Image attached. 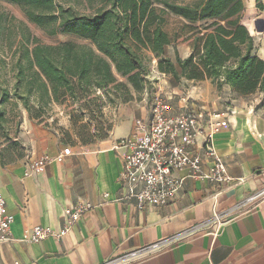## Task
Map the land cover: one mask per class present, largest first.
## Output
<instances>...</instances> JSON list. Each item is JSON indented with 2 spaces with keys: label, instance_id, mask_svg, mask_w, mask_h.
<instances>
[{
  "label": "crops",
  "instance_id": "0c3cea01",
  "mask_svg": "<svg viewBox=\"0 0 264 264\" xmlns=\"http://www.w3.org/2000/svg\"><path fill=\"white\" fill-rule=\"evenodd\" d=\"M190 52L188 46L183 58ZM258 54L264 59V39ZM205 82L198 81L188 95L174 100L172 112L227 113L229 126L214 134L213 144L228 174L242 182L216 186L180 170L176 175L181 185L163 206L138 209L131 201H115L122 194L118 177L124 152L115 144L132 132L138 120L150 118L153 92L114 106L108 136L87 145L56 134L26 115L12 141L0 145V192L14 215L12 239L0 244V264H102L232 208L229 222L216 235L208 234L210 229L200 231L136 264H264V198L236 208L264 187L261 95L240 96L229 85L214 92L212 84ZM67 147L71 154L61 163L53 161L44 171L25 175L32 160L55 157ZM85 200L92 208L72 223L65 210ZM36 226L56 233L68 230L39 242L23 240L25 231Z\"/></svg>",
  "mask_w": 264,
  "mask_h": 264
},
{
  "label": "trees",
  "instance_id": "16d2710c",
  "mask_svg": "<svg viewBox=\"0 0 264 264\" xmlns=\"http://www.w3.org/2000/svg\"><path fill=\"white\" fill-rule=\"evenodd\" d=\"M18 5L28 20L50 37L68 36L56 44L40 43L24 33L15 52L13 94L39 117L51 102L72 105L91 116L105 100L141 99L152 93L151 63L177 80L211 81L218 90L229 85L240 96L261 95L264 106V59L243 23L244 0H5ZM86 3L93 12L81 13ZM264 10V0H256ZM188 42L190 54L175 60L167 47ZM12 92L0 85V129ZM76 136L87 145L106 135L88 133L71 115ZM102 129V127H101Z\"/></svg>",
  "mask_w": 264,
  "mask_h": 264
},
{
  "label": "built area",
  "instance_id": "2783aa9c",
  "mask_svg": "<svg viewBox=\"0 0 264 264\" xmlns=\"http://www.w3.org/2000/svg\"><path fill=\"white\" fill-rule=\"evenodd\" d=\"M152 101L150 118L138 120L132 132L115 144L117 149H124L123 167L118 177L122 194L115 201H131L138 209L163 206L181 185L182 180L176 175L180 170H187L195 178L208 179L216 186L243 181L233 179L228 174L226 164L213 144L214 134L229 126L227 113L190 109L173 113L168 99L156 96ZM70 154L71 148L67 147L55 157L44 155L34 159L25 175L42 172L53 161L61 163ZM104 197L108 198L109 194L105 193ZM263 198L264 187L247 196L236 208H246ZM91 208L92 203L85 200L67 208L65 213L74 223ZM230 210L215 212L193 227L116 255L102 264H136L171 249L183 240L191 239L200 231L210 229L208 234L216 235L229 222ZM13 222L14 215L9 211L6 199L0 192V244L12 239ZM67 230L56 233L48 227L36 226L25 231L23 240L39 242L53 234L64 235ZM15 264L25 263L17 261Z\"/></svg>",
  "mask_w": 264,
  "mask_h": 264
},
{
  "label": "rangeland",
  "instance_id": "374dc122",
  "mask_svg": "<svg viewBox=\"0 0 264 264\" xmlns=\"http://www.w3.org/2000/svg\"><path fill=\"white\" fill-rule=\"evenodd\" d=\"M244 2L246 10L243 16V23L249 28L251 34L256 37V43L259 47L261 41L264 39V11L260 12L258 10L256 0H244ZM77 9L81 13L93 12L86 3L77 5ZM257 29L262 31H257ZM24 33L38 38L39 42L43 44H56L71 38L63 35L58 37L48 36L43 30L28 20L18 5L0 0V85L7 87L12 92L9 101L3 105L6 121L3 122L5 128L0 129V145L12 141L14 134L18 132V128L26 115L64 137L70 136L78 139L76 136L78 127L76 128L73 125L71 115H75V118L77 117L79 119L78 126L84 123L87 124L88 133L90 134L104 136L107 132L109 133L113 126L112 108L119 103L125 102L116 101L112 103L102 91H97L95 94L103 96L105 103L100 110L96 109L95 113L91 116L88 112L81 110L77 105H72L71 101H69L64 104L51 102L41 110L42 114L36 117L38 104L35 100L33 98L29 99L30 109L26 107L22 100L13 94L15 83V72L13 70L16 59L15 52L18 46L24 41ZM188 46V42H180L177 46H169L166 49L165 56L175 60L178 52L181 57H184L186 50L188 51ZM149 79L152 82L154 97L161 96L168 99L171 104L174 100H179L182 96L185 97L188 95L189 90L193 86L198 85L197 82H191L186 79L177 80L171 75L160 72L157 59H154L151 63ZM205 84H212L214 92L224 91V87L222 90H218L216 85L209 80ZM200 85L203 84L201 83ZM146 93L145 91L143 95Z\"/></svg>",
  "mask_w": 264,
  "mask_h": 264
}]
</instances>
